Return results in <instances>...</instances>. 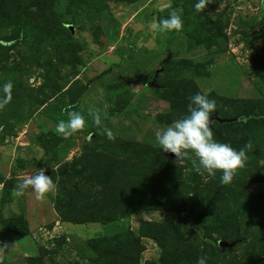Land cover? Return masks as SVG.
<instances>
[{"label": "rangeland", "instance_id": "obj_1", "mask_svg": "<svg viewBox=\"0 0 264 264\" xmlns=\"http://www.w3.org/2000/svg\"><path fill=\"white\" fill-rule=\"evenodd\" d=\"M197 2L0 0V217L29 230L0 227V264H264V0ZM181 8V31L152 29ZM196 93L235 120L216 140L251 144L230 184L156 142ZM69 105L87 133L57 134ZM41 168L55 188L17 195Z\"/></svg>", "mask_w": 264, "mask_h": 264}, {"label": "clouds", "instance_id": "obj_2", "mask_svg": "<svg viewBox=\"0 0 264 264\" xmlns=\"http://www.w3.org/2000/svg\"><path fill=\"white\" fill-rule=\"evenodd\" d=\"M211 0H199L194 6L197 10L204 9ZM183 9H173L166 18L160 19L152 24V29L158 32L181 31L183 28ZM12 82L3 84L4 95L0 97V109H3L12 99ZM216 101L210 99L208 95L196 93L189 98L187 115L174 120L163 131L155 135L156 142L163 152H170L178 159H184L194 154V163L198 161V170L207 172L209 176H215L217 170L222 171L220 177L221 184H230L238 169L245 166L247 161L246 150L251 148V144H246L243 148L236 150L230 144L223 143L214 138L211 119L216 111ZM67 119H61L56 126L57 134L68 137L73 133L83 130L86 127V117L79 111L72 110L69 105L62 109ZM96 125H101L102 116L98 111H91ZM108 137L112 134L109 131ZM31 187L37 199H43L45 194L55 188L52 177L45 175V169L41 168L36 174L29 176L16 192L21 195L23 189ZM196 264H207V257L197 258Z\"/></svg>", "mask_w": 264, "mask_h": 264}, {"label": "trees", "instance_id": "obj_3", "mask_svg": "<svg viewBox=\"0 0 264 264\" xmlns=\"http://www.w3.org/2000/svg\"><path fill=\"white\" fill-rule=\"evenodd\" d=\"M19 29L21 30V28H19ZM108 117H111V115H109ZM213 124H218V123H213ZM213 124H212V127H213ZM220 125H222V124H220ZM90 127H91V124L86 123V127L83 130L77 131L76 133L85 134L89 131ZM52 136H53V134L51 132H47L45 134L40 135V137H39L40 144H41L43 149H45L44 148L45 142L47 140L51 139ZM17 163L19 165H23L24 162L18 160ZM3 186H4V190H6L9 193V191L11 189V180L4 181ZM0 227H1L3 232H8V233H10V234H12L18 238H22V237L29 235V230H28L26 221L23 219L22 216L11 217V218L0 217Z\"/></svg>", "mask_w": 264, "mask_h": 264}, {"label": "water", "instance_id": "obj_4", "mask_svg": "<svg viewBox=\"0 0 264 264\" xmlns=\"http://www.w3.org/2000/svg\"><path fill=\"white\" fill-rule=\"evenodd\" d=\"M211 119H213L212 124L213 123H218V124H231V123H233L235 121L233 119L222 118V117L219 116L218 113L212 114ZM218 247H220L222 250H224V249L229 250V249H231L233 247V245L232 244H229V243H227L225 241H219L218 242Z\"/></svg>", "mask_w": 264, "mask_h": 264}]
</instances>
